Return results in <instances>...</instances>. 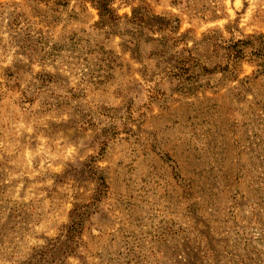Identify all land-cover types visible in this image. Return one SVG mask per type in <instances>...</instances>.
Returning a JSON list of instances; mask_svg holds the SVG:
<instances>
[{
	"label": "rangeland",
	"instance_id": "rangeland-1",
	"mask_svg": "<svg viewBox=\"0 0 264 264\" xmlns=\"http://www.w3.org/2000/svg\"><path fill=\"white\" fill-rule=\"evenodd\" d=\"M108 3L0 0V264H264V0Z\"/></svg>",
	"mask_w": 264,
	"mask_h": 264
},
{
	"label": "trees",
	"instance_id": "trees-1",
	"mask_svg": "<svg viewBox=\"0 0 264 264\" xmlns=\"http://www.w3.org/2000/svg\"><path fill=\"white\" fill-rule=\"evenodd\" d=\"M82 1L94 2L101 17L108 16L112 20L116 18L114 9L109 5L108 0ZM164 24L168 27L169 23L164 22ZM233 32H237V34H233L227 39L220 36L219 40L221 42L219 46L226 51L225 64L223 66L216 65L213 68L203 66L201 72L207 74L220 72L229 75L235 72L236 67L242 62L248 61L256 67L257 72L264 74V32H254L252 34H243L236 30H233ZM191 62L190 60L189 63ZM184 73H188V68H185Z\"/></svg>",
	"mask_w": 264,
	"mask_h": 264
},
{
	"label": "crops",
	"instance_id": "crops-1",
	"mask_svg": "<svg viewBox=\"0 0 264 264\" xmlns=\"http://www.w3.org/2000/svg\"><path fill=\"white\" fill-rule=\"evenodd\" d=\"M29 137V136H28ZM30 138H31V140L29 141V140H26V141H23L21 144L22 145H19V146H15L12 150H11V157L12 158H14L15 156H19V155H21V153H27V154H29L30 153V155L32 156L33 155V150H32V148L31 147H29V142H34V135H31L30 136ZM24 145H25V147H24ZM27 149V150H26ZM30 149V150H29Z\"/></svg>",
	"mask_w": 264,
	"mask_h": 264
}]
</instances>
